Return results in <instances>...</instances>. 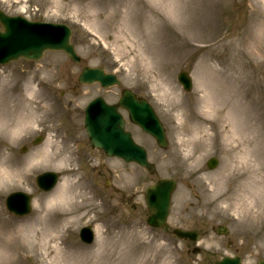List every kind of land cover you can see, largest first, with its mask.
Instances as JSON below:
<instances>
[{"label": "rangeland", "instance_id": "1", "mask_svg": "<svg viewBox=\"0 0 264 264\" xmlns=\"http://www.w3.org/2000/svg\"><path fill=\"white\" fill-rule=\"evenodd\" d=\"M0 9L33 21L68 24L84 56L79 66L49 53L40 62L23 59L0 67V80L7 81V91L0 94V208L2 220L11 227L1 234L11 252L0 251V264H215L225 256H240L244 264L264 260V204L249 213L233 182L243 149L241 123L251 117L250 124L258 121L264 127V0H0ZM87 64L119 75L122 87L153 102L168 126L167 150L140 137L155 175L120 166L91 149L85 107L97 95L113 100L118 89L72 81ZM182 70L194 78L188 96L177 80ZM205 80L213 87L211 102L197 91ZM18 121L24 124L19 133L5 132L6 123L18 126ZM41 134L46 139L33 145ZM63 138L70 140L62 149ZM71 140H79L78 148ZM205 140L210 145L196 153L195 146ZM60 148L68 155L72 150L78 160L66 154L47 159V152ZM211 156L220 161L214 171L206 166ZM30 161L37 162L28 172ZM108 166L116 169L114 175L107 173ZM46 171L62 175L50 193L35 183ZM172 176L179 187L169 226L150 229L144 190L158 178ZM110 181L120 193L107 187ZM63 184L72 193L71 201L82 207L72 218L75 222L61 225L48 238L46 223L56 221L63 206L45 207ZM14 191L33 195L34 210L28 217L7 212L5 200ZM220 224L229 227L228 237L214 233ZM86 225L97 234L91 246L79 237ZM29 227L30 232H22ZM176 227L203 232L200 254H192L195 245L172 234ZM58 243L61 250L53 253L51 247Z\"/></svg>", "mask_w": 264, "mask_h": 264}, {"label": "water", "instance_id": "2", "mask_svg": "<svg viewBox=\"0 0 264 264\" xmlns=\"http://www.w3.org/2000/svg\"><path fill=\"white\" fill-rule=\"evenodd\" d=\"M1 19L6 26V32L0 33V62H8L22 56L28 59H39L43 55L44 50L53 48L63 49L71 54L73 52V47L69 44V32L61 30L60 26L48 25L46 27L39 24L38 26H35L33 24L31 25L25 20L15 18L10 19L6 16H1ZM86 78H89V81L98 79L103 82L104 85H109L116 82L115 77L111 75L105 76L103 70H88L87 73L83 75V80H87ZM132 104L138 107H143V109H145L144 105L141 106V103L137 101L134 102L132 100ZM144 117L147 118V121L150 120L149 122H151L153 125L150 130H159L160 132H162L161 128H159L160 124H158L157 121H154V119L150 115H144ZM111 118L116 122L113 121L111 123ZM114 124L116 128L115 126H113ZM86 126L94 143H97L99 145L105 144L106 146H109V141L111 138L110 131L113 132L112 130L115 131L113 133H116L118 134V136L120 135V137L125 138L122 135L121 122H118L116 120L115 113L111 111L110 108H108V106L103 102L102 99L94 101L87 109ZM111 128L113 129L111 130ZM118 136L117 139H119ZM127 142L129 141L127 140ZM132 148H134L133 145ZM55 180L56 175L48 174L41 176L39 182L45 188H51ZM162 190V187H160V189L158 190L155 189V195L158 202L160 203V206L166 209L168 197L164 195ZM151 192L152 193H150V195L154 192L153 187L151 189ZM19 197H23V201H26L27 199V196L19 193L16 196H13L12 200H17ZM164 209L161 210L160 213L165 214ZM156 211L159 215L158 208H156ZM87 232L89 237L87 236ZM83 233L87 236V240H91V233H89V230L86 229ZM236 262L237 261H235V264H237Z\"/></svg>", "mask_w": 264, "mask_h": 264}, {"label": "bare ground", "instance_id": "3", "mask_svg": "<svg viewBox=\"0 0 264 264\" xmlns=\"http://www.w3.org/2000/svg\"><path fill=\"white\" fill-rule=\"evenodd\" d=\"M5 79L0 80V87H2V90L0 94L3 95V91H7V88L4 87V83H6ZM2 84V86H1ZM202 92H205V100L207 102L212 101L211 92L213 90L212 85L209 83L208 80H205L199 85ZM7 95L12 98L14 94L7 93ZM212 103H207V108L211 107ZM1 116V114H0ZM250 118L247 117V119L244 121V123L240 125L239 132H238V138L240 141V145L242 146V150L239 152V173L234 177V182L239 183L238 187L241 189L243 193V197L241 198V201L243 203H246V206H254L255 208L260 207L262 204H264V127L262 125V122L258 123V121L252 122L250 124ZM256 120V119H255ZM2 121V120H0ZM261 124V125H259ZM18 126H15L14 123H6L4 127H6L4 130L11 136L15 135L16 133H19L20 130L18 127L20 126L21 130L23 129L24 124L21 122H17ZM236 134L237 132L234 131ZM206 144H199L195 146V152L203 151L205 149ZM66 146V145H64ZM63 149V147H62ZM55 150H50L47 152V159L51 160L53 158L59 159L63 155V150H60L57 153H54ZM70 156L71 153H69ZM68 155V154H67ZM62 158V157H61ZM37 161H30L28 162L27 168L28 172L32 170L34 163ZM6 164V163H5ZM3 165V163L0 164V166ZM0 169V173H4V171ZM3 176V175H1ZM29 177V175H27ZM70 190L67 186L64 184L55 192L52 194L48 200V203L46 205V209H48L50 206L54 205H61L63 206V211L67 208L71 209L73 213L71 214H65L63 211L60 214V217L56 221H52V223L47 224V227H50L48 230V238L49 233L53 231V234L57 231V229L61 225H69L70 222H75L74 220L78 217L77 211H79V207H82L81 205L78 206L76 202L71 201V194L69 195ZM39 211L42 210V207L39 206ZM2 212L0 210V251L3 252L5 255L6 252H11L10 245L7 244V242H4L1 239V234L8 229L10 232L11 227H7V222L2 220L1 218ZM72 218L74 220H72ZM41 220V219H40ZM4 221V223H3ZM29 228H24L22 232L28 233L30 232ZM53 238L50 239V241L53 242ZM53 250L52 252L55 253L58 250H61V247L58 245H55V247H51Z\"/></svg>", "mask_w": 264, "mask_h": 264}]
</instances>
